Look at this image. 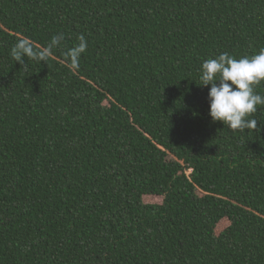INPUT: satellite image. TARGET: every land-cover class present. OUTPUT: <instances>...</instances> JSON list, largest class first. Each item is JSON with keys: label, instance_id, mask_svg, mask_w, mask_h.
<instances>
[{"label": "trees", "instance_id": "1", "mask_svg": "<svg viewBox=\"0 0 264 264\" xmlns=\"http://www.w3.org/2000/svg\"><path fill=\"white\" fill-rule=\"evenodd\" d=\"M61 33L78 65L11 56ZM261 48L264 0H0V264H264V106L200 83Z\"/></svg>", "mask_w": 264, "mask_h": 264}, {"label": "clouds", "instance_id": "2", "mask_svg": "<svg viewBox=\"0 0 264 264\" xmlns=\"http://www.w3.org/2000/svg\"><path fill=\"white\" fill-rule=\"evenodd\" d=\"M64 34H57L44 48H39L30 38L18 39L11 49V56L27 68L25 58L47 62L55 49L63 51ZM79 43L63 51L65 59L78 65L82 54L87 51V40L83 34ZM200 83L210 87V115L214 122H222L232 131H260L259 121L253 117L264 106V95L257 88L264 84V48L251 56L237 58L224 52L203 61Z\"/></svg>", "mask_w": 264, "mask_h": 264}]
</instances>
